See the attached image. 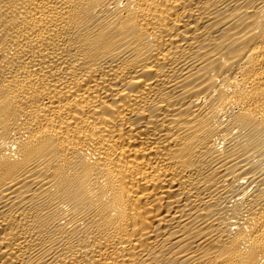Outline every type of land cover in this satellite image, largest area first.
Returning <instances> with one entry per match:
<instances>
[{
  "label": "bare ground",
  "instance_id": "bare-ground-1",
  "mask_svg": "<svg viewBox=\"0 0 264 264\" xmlns=\"http://www.w3.org/2000/svg\"><path fill=\"white\" fill-rule=\"evenodd\" d=\"M0 264H264V0H0Z\"/></svg>",
  "mask_w": 264,
  "mask_h": 264
}]
</instances>
